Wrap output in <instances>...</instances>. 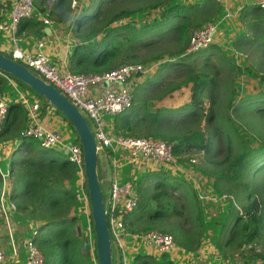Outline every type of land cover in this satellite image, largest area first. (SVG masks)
Wrapping results in <instances>:
<instances>
[{"label": "trees", "instance_id": "trees-1", "mask_svg": "<svg viewBox=\"0 0 264 264\" xmlns=\"http://www.w3.org/2000/svg\"><path fill=\"white\" fill-rule=\"evenodd\" d=\"M65 2L68 9L67 0H56L54 7L58 8ZM96 3L99 10L102 0ZM252 9L257 12L264 10L258 4ZM42 10L45 11L44 8ZM149 10L157 11V17L140 28L128 22L112 26L113 23L127 19L137 12ZM220 12L221 6L217 0H203L194 4H186L178 0H152L132 8L109 12L90 24L92 26L87 29L88 31L86 30V33H79L86 23L87 16L83 14L75 20L76 34L80 37H85L87 34L100 35V38L91 47L85 46L83 42L75 44L68 56V69L73 73L100 74L123 64L133 63L131 61H156L164 59L165 56L167 59L159 64L160 71L162 68L168 71L175 65L183 68L192 67L185 69L187 72L183 74L184 78L179 83L165 86L160 90L156 87L148 89L147 91L156 90L155 101L146 99L142 104L116 115L115 131L133 137L162 138L173 143L175 155L200 151L202 152L200 158H205L207 163L222 166L219 170L210 171V174H207L208 168H201L205 180L209 181L215 190L230 194L232 197L230 200L238 201L237 207L231 202L227 213L228 224L225 225L228 234L220 244L222 249L230 248L233 252L231 255L225 252L222 255L230 258L228 264H264V254L255 247V243L262 241L264 236V181L254 182L248 179L263 172L264 143L257 148H245L232 156L231 139L228 138L226 155L221 160L210 161L208 158L218 153L213 138L200 126L195 125L201 120L197 115L204 111V94L215 91L217 84L214 76L203 70L196 71L193 67L196 64H207L208 54L214 50V46L211 44L206 49L192 53H186V48L192 33L210 23ZM47 15L49 16L50 13L48 12ZM43 27L42 21L25 18L20 21L17 32L29 29L41 34ZM156 37L162 39L169 37L173 41V48L140 59L139 50L153 44L157 45L159 39ZM245 43L246 40L239 38V44ZM5 56L9 57L6 54ZM6 76L22 88L33 92L42 101V111L46 106H52L26 84L1 71L0 96L5 89ZM151 81L148 79L142 87L136 89L144 94ZM211 97L213 99L215 95ZM246 102L241 106H233V111L240 113L250 109L264 121L262 119L264 94L254 95ZM56 111L75 132L64 115ZM15 112L20 113L19 116L15 115ZM212 117L211 112H206L207 122L211 121ZM26 127L25 109L19 103H10L0 129V138L5 136L19 138L18 147L10 155L11 199L22 216L37 224L36 234L32 240L43 255L42 264H85L86 255L81 249V241L76 230L77 217L71 215V209L75 204L74 193L63 185L65 181L73 180L74 166L65 155H60V152L40 145L39 148H34L32 144L39 142L23 134ZM76 140L79 142L77 134ZM220 187L226 192L220 190ZM169 195L165 189L155 191L149 196L146 192L142 196L140 194L137 207L126 219V226L133 231L150 229L148 224L136 225L146 214V221H158L157 228L170 233L177 245L185 250L195 251L199 247L198 228L201 225L198 195L196 192L191 195L194 214L191 210L192 225L188 230H184L180 225L175 227L167 220L171 215L183 218L182 211H179L174 203L171 206L162 203V200L167 199ZM148 198L156 200L155 207L148 209ZM182 198L183 201H188L186 195ZM160 256V261L152 257L145 260L147 256H138L135 258V264H173L166 258L167 254Z\"/></svg>", "mask_w": 264, "mask_h": 264}, {"label": "rangeland", "instance_id": "rangeland-1", "mask_svg": "<svg viewBox=\"0 0 264 264\" xmlns=\"http://www.w3.org/2000/svg\"><path fill=\"white\" fill-rule=\"evenodd\" d=\"M98 0H67L69 8L66 7V2L61 4L58 8L54 7L56 0H35V8L40 11L47 19L53 22L54 27H59L56 34L58 37L59 44L62 50L67 51V55L70 54L75 44L83 42L85 46H93L100 35L87 34L85 37H80L74 31L75 20L84 14L86 17V23L82 26V32L86 33L97 18L106 16L107 13L117 11L123 8H132L136 5H142L149 3L152 0H102L101 7L97 9ZM186 4L200 3L203 0H178ZM221 6V12L216 16L210 23L216 25V34L213 40L214 50L208 54V63L195 65L193 69L196 71L203 70L208 72L215 77L217 87L215 91L205 93L204 98V111L197 115L201 118L199 122L195 123L196 126H200L206 132H208L212 138L215 148L218 153L214 157H209L210 161L221 160L227 153L226 145L227 139H231L232 144V156L237 155L245 148H257L264 143V121L255 114L252 110L248 109L246 112H234L233 106H241L246 104L249 98L256 96L259 93L264 94V10L261 12L254 11L252 9L258 2V0H217ZM5 3V5H2ZM13 0H0V22L4 20L3 14L8 10L9 15L12 9ZM44 8L45 11L42 9ZM50 13L48 16L47 13ZM229 13V16H225ZM157 17V11L149 10L147 12H137L127 19L115 22L113 25L125 24L126 22L134 24L137 28H140L145 23L151 21L152 18ZM55 22V23H54ZM87 30V31H86ZM3 32L0 31V41L4 42L9 40ZM246 40L245 44H239V38ZM157 38V37H156ZM166 39L157 38V45L139 50V58L155 55L158 52H163L165 49L173 48V41L169 37ZM24 46L23 42L20 43ZM216 50V51H215ZM166 56L162 60H150L140 61L135 60L131 62H140L143 64H156L153 68V72L148 79L152 81L145 89L144 94L136 91V94L142 102L146 99L154 100L157 97L155 91H147L150 88L157 90L163 89L171 85L179 83L183 78V74L187 71L185 69H191L192 67L172 66L168 71L162 68L160 71V62L165 61ZM159 62V63H158ZM164 70V71H163ZM14 81V80H13ZM16 83V82H15ZM154 84V85H153ZM163 86V87H162ZM151 90V89H150ZM155 92V93H154ZM158 92V91H157ZM148 94V95H147ZM144 95V96H143ZM212 95H215L211 99ZM6 101L10 104L13 102L15 97L14 92L11 88L5 89L4 95ZM142 102L140 104H142ZM151 102V101H150ZM251 102V101H250ZM206 112H211L213 117L211 121L207 122L205 119ZM86 117V115H85ZM198 118V119H199ZM264 120V118H262ZM86 120L91 127L90 120L86 117ZM71 128V126H70ZM227 135L228 137L226 138ZM7 139L10 148L14 144L11 139H15L11 136H5L0 138V144L2 146L7 144ZM76 134L71 128L70 137L66 139V143L75 142ZM9 143V142H8ZM34 148H39V144L34 142L32 144ZM59 153V152H58ZM63 155V153H59ZM198 162L192 163L187 157L179 159L181 165L184 168L195 167L198 165V169L208 168L207 174L210 171L219 170L222 166L216 164H210L206 162L205 158H197ZM7 159H3L0 162V167L5 170L7 166ZM195 164V165H194ZM191 165V166H190ZM159 170V171H157ZM251 170V169H250ZM263 172L257 173L256 176L248 178L254 182L264 181V169ZM129 168H126L128 173ZM151 173L137 172V178H135L138 185V191L142 194L146 192L149 196L155 191L166 190L170 195L167 199L162 200L164 205L171 206L173 203L176 205L179 211H182L183 218L176 215H171L167 220L176 226L180 225L184 230H188L191 227V216L194 214L193 203L190 201L191 195L194 190L193 185H189L188 179L181 177V173L176 171L173 167H165V169H153ZM109 168H107V175L110 174ZM205 175V174H204ZM130 179V176L129 178ZM185 184H184V183ZM209 187V188H208ZM181 188V189H180ZM195 189V188H194ZM210 189V191H208ZM103 198H107L109 191L107 186H101ZM214 190V191H213ZM220 190L225 191L224 188L220 187ZM202 191L208 192L210 197L214 196L210 203L200 206L201 209V225L199 230L198 249L203 251L201 260L203 264H228L230 261L225 258L222 254L231 255L233 250L230 248L222 249L220 244L227 236L228 215L227 210L233 206H238L237 199L230 200L232 197L230 194L222 193L215 190V187L208 182ZM226 192V191H225ZM186 195L188 201H183L182 196ZM156 200L148 198V209L155 207ZM191 210L193 214H191ZM146 214L143 218L136 223V225H150V229H158V221H146ZM81 219L84 221L85 216L82 215ZM167 224V223H166ZM168 225V224H167ZM143 231V230H139ZM256 250L264 254V236L263 240L255 243ZM177 248L184 249L182 246L177 245ZM114 249V253H115ZM180 252V251H178ZM162 255V254H161ZM182 257V256H181ZM227 257V256H226ZM229 257V256H228ZM166 258L168 260L169 256ZM177 258V257H176ZM183 259V257H182ZM149 260V259H148ZM173 264H187L186 259L179 261L177 259L171 260ZM258 263L260 261H257ZM4 264V262L2 263ZM85 264H90L88 258L85 259Z\"/></svg>", "mask_w": 264, "mask_h": 264}, {"label": "built area", "instance_id": "built-area-1", "mask_svg": "<svg viewBox=\"0 0 264 264\" xmlns=\"http://www.w3.org/2000/svg\"><path fill=\"white\" fill-rule=\"evenodd\" d=\"M76 4V0H72ZM258 6L264 9V0H258ZM225 16H229V13ZM37 19L42 21L44 26L50 25L40 11L35 8V0H13L12 9L7 22L0 23V31L8 38L10 49L9 58L26 66L35 76L45 83L52 85L63 94L82 114L90 120L95 141L97 154L104 150L115 151L117 148L127 153L128 161L134 162L142 158L148 164H160L167 167L177 168L179 159L187 157L192 163L202 155L200 151L187 152L183 155H175L173 143L158 137H133L121 133H111L107 129V118L116 116L127 109L137 106L142 102L136 94V88L142 87L153 72L156 64H143L140 62L126 63L115 69L104 73H73L68 68H61L53 62L44 52L45 43L38 40L33 49L21 46L22 38L18 35V25L22 19ZM216 25L208 23L195 30L190 36L186 53L197 52L208 48L214 40ZM159 63V62H158ZM7 80L11 78L7 77ZM116 84L114 88L105 87L101 94L91 92L93 86ZM13 102L19 103L26 108L29 117V124L23 131L26 136L33 137L43 148H58L64 150L66 159L74 166L76 174V189L74 191L75 201L78 210L85 216L82 223L76 224L77 234L81 241V249L88 258L90 264H99L96 255L95 233L91 217L89 197L86 189L83 152L80 142H65L67 137L57 131L44 127L39 120L40 101L33 94L27 91H18ZM9 103L3 96H0V129L8 113ZM85 117V118H86ZM114 167L117 159L113 158ZM1 174V172H0ZM8 174L2 175L3 177ZM135 178L121 179L113 177L109 185V194L103 198L105 216L112 248L118 251V258L113 264H130L129 240H134L157 250L159 253L171 254L182 251L177 248L173 236L158 229L143 231H132L126 226V218L137 207L140 200V193ZM4 191L0 195L1 205L4 203ZM11 208L16 210L13 202ZM25 241L26 258L25 264H42L43 255L35 245L33 236ZM187 264H203L201 255L203 251H182ZM5 253L0 248V264L4 262Z\"/></svg>", "mask_w": 264, "mask_h": 264}, {"label": "crops", "instance_id": "crops-1", "mask_svg": "<svg viewBox=\"0 0 264 264\" xmlns=\"http://www.w3.org/2000/svg\"><path fill=\"white\" fill-rule=\"evenodd\" d=\"M2 5H5V3H2ZM8 10L3 14L5 18L2 22L8 21L9 19ZM58 30H59V27L55 28L53 25V22L51 21L50 25L43 27V29L40 31L41 34H38L34 30H29V29H26L20 33L18 32L17 33L22 38V42L24 44L23 47L27 49H33L38 40H43L45 43L44 52L50 57V59L53 62L57 63L61 68H68L69 54L67 55V51L62 50V48L60 47L61 45L59 44L58 37L56 35V34H60ZM9 49H10L9 40L8 42L0 41V52L2 54L8 55ZM115 86L116 84H107V85L103 84L99 86H93L91 88V92L96 91L97 94H101L105 87L114 88ZM6 88H11V90L14 92L15 97L17 96L18 91H27L33 94V96L40 101V104L42 102L33 92H31L28 89L22 88L17 82L15 83L13 79L7 80L5 89ZM5 89L1 95L3 97L5 95ZM15 97L13 98V100L15 99ZM10 103H16V102H10ZM24 109L26 111V125H28L29 124L28 112L26 108ZM19 114L18 112H15V115L19 116ZM39 120L41 124L47 129L60 132L64 136H66L67 139L70 137V133H71L70 125L55 110L54 107L46 106L44 111H42L40 107ZM114 120H115V116H109L107 118V129L111 133L116 132L115 127H114ZM13 138L15 139H11V140L14 144V148L13 146L10 148H7V145L8 146L10 145L11 141H8L10 139H7L6 145L3 146L2 144L1 146L0 144V162L3 159H7L6 161L7 166L5 167V170H3L0 167V172H1L0 174V195L2 191H4L5 193L4 203L2 205L0 203V248L5 253L4 264H25V258H26L25 241L31 236V232L34 229H36L37 224L30 221L26 217L22 216L17 211V209L13 210L11 208V204L14 201L11 199V189L12 188H11V183H10V174H11L10 155L12 152L16 150V148L19 145V138L17 136ZM60 153H63V155L65 154L64 151ZM23 154H25V152H23ZM114 157H116L117 159L116 167H114V163H113ZM127 158H128L127 153L123 152L119 148H117L114 152L107 149V150H104L103 152H100L97 155V172H98L101 186H107L109 190L110 182L115 176H118L121 179H127L129 178V176L130 178H137L136 176L137 172L151 173L152 172L151 170L153 169H158V168L165 169L166 167L164 165H160L157 163L148 164L140 157L137 158L134 162H129ZM127 167L129 168L128 173L126 172ZM197 167L198 165H196L195 167L188 166V168H184L183 165H181L179 162L175 170L181 173V177L186 178L187 176L190 178L188 179L190 183L189 185H193V186L195 185L194 186L195 189L193 188V190L197 193L198 198L200 199V206L202 207L203 203L209 205L210 203L212 204V202L210 201H216V200H213L214 196L210 197L208 195V192L202 191L209 181L205 180L206 177L204 173L201 170H199ZM107 168H109V171H110L109 176L107 175ZM5 174H8V175L3 177L2 175H5ZM183 174H185L186 176H184ZM76 180H77V177L75 174L72 181L70 182L65 181L63 185L67 189L72 190V192L74 193L76 189ZM208 191H210V189H208ZM71 215H75L77 217L75 224L82 223L83 221L81 219L82 214L78 210L76 201H75L74 206L71 209ZM126 219H128V216ZM128 246L130 247V251H129L130 254L128 258L130 264H135V258L138 256H147L145 260H147L148 257H152L156 261H160L161 259V256H160L161 253H159L157 250L149 247L146 244H142L134 240H129ZM114 249L116 248L115 247L113 248L112 258H113V261L116 262L118 258V251L115 250V253H114ZM182 251L185 252L187 250L183 249ZM182 251L178 253H175L176 251H174L171 254H167V253L165 254H167L169 256V259H171L172 261L173 259L175 260L177 258L179 261H184L185 254L183 255ZM181 256L183 257V259Z\"/></svg>", "mask_w": 264, "mask_h": 264}, {"label": "water", "instance_id": "water-1", "mask_svg": "<svg viewBox=\"0 0 264 264\" xmlns=\"http://www.w3.org/2000/svg\"><path fill=\"white\" fill-rule=\"evenodd\" d=\"M0 71L12 75L61 112L73 126L82 147L86 189L89 197L96 255L99 264H113V248L107 226L103 193L97 172V144L83 114L57 89L30 72L26 66L0 52ZM107 85V83H104ZM59 152L58 148H51ZM64 153L66 151L64 150Z\"/></svg>", "mask_w": 264, "mask_h": 264}]
</instances>
